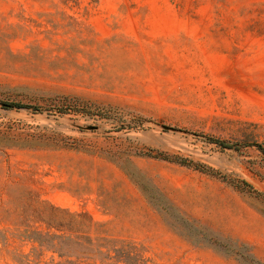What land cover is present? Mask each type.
I'll return each mask as SVG.
<instances>
[{
	"label": "rangeland",
	"instance_id": "rangeland-1",
	"mask_svg": "<svg viewBox=\"0 0 264 264\" xmlns=\"http://www.w3.org/2000/svg\"><path fill=\"white\" fill-rule=\"evenodd\" d=\"M0 102V264L54 209L149 264H264V0H0Z\"/></svg>",
	"mask_w": 264,
	"mask_h": 264
},
{
	"label": "trees",
	"instance_id": "trees-1",
	"mask_svg": "<svg viewBox=\"0 0 264 264\" xmlns=\"http://www.w3.org/2000/svg\"><path fill=\"white\" fill-rule=\"evenodd\" d=\"M64 2H70L75 0H62ZM4 109L12 108H26V106L20 104L0 102ZM37 110V109H35ZM210 143H215L222 148H230L227 142L217 139L207 138ZM258 150L264 157V148L260 145H256ZM163 160H171L168 157H163ZM172 161V160H171ZM173 162H177L180 165L191 167L195 169H203L199 165L187 163L184 159H175ZM59 213H62L65 217L56 219V223H49L46 221V230H33L23 233V237L27 242H31L34 246L31 254L18 255V262L20 264H62L55 262L53 257L50 261L46 262L42 260L43 252L48 251L59 260H65L64 264L70 263L72 258L79 260L83 263L84 259H99L102 263L114 262L115 264H149V261L143 256L140 250L132 244H114L107 238L93 239L85 230L86 228V216L83 213H70L68 211H62L61 209H54ZM216 244L223 245L215 241ZM241 247H236V257L243 264H263L252 254L251 250L244 244ZM228 246V245H223Z\"/></svg>",
	"mask_w": 264,
	"mask_h": 264
},
{
	"label": "water",
	"instance_id": "water-1",
	"mask_svg": "<svg viewBox=\"0 0 264 264\" xmlns=\"http://www.w3.org/2000/svg\"><path fill=\"white\" fill-rule=\"evenodd\" d=\"M164 129L168 130L169 128H167V127H164ZM172 130H173V129H172Z\"/></svg>",
	"mask_w": 264,
	"mask_h": 264
}]
</instances>
